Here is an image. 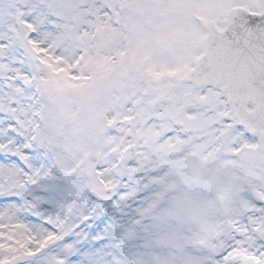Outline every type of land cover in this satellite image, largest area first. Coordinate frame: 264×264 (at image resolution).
<instances>
[{"label":"snow or ice","instance_id":"1","mask_svg":"<svg viewBox=\"0 0 264 264\" xmlns=\"http://www.w3.org/2000/svg\"><path fill=\"white\" fill-rule=\"evenodd\" d=\"M0 264H264V0H0Z\"/></svg>","mask_w":264,"mask_h":264}]
</instances>
